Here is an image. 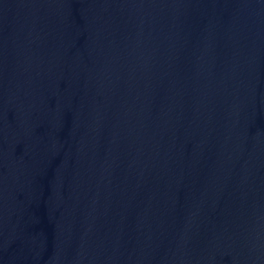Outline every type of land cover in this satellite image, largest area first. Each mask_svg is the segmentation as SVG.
<instances>
[{"label":"water","instance_id":"95a60500","mask_svg":"<svg viewBox=\"0 0 264 264\" xmlns=\"http://www.w3.org/2000/svg\"><path fill=\"white\" fill-rule=\"evenodd\" d=\"M0 264H264V0H0Z\"/></svg>","mask_w":264,"mask_h":264}]
</instances>
